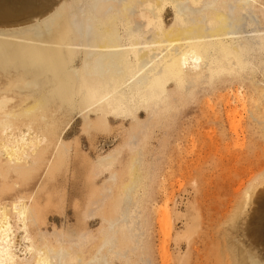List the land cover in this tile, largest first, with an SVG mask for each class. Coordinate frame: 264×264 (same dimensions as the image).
<instances>
[{
	"label": "bare ground",
	"instance_id": "1",
	"mask_svg": "<svg viewBox=\"0 0 264 264\" xmlns=\"http://www.w3.org/2000/svg\"><path fill=\"white\" fill-rule=\"evenodd\" d=\"M65 1L40 12L35 0H0V264H145L159 189L167 197L157 150L188 103L213 96L229 113L221 90L237 85L233 97L244 100L249 81L260 124L251 148L262 146L264 94L255 75L264 70V0ZM24 11L25 19L5 14ZM75 118L87 131L100 124L90 151L98 139L105 144L94 159ZM41 171L49 183L62 174L54 180L62 209L79 206L64 200L68 187H89L74 224L65 211V222H49L51 198L41 207L37 192L28 194L35 181L40 192L48 186ZM260 176L245 193L251 206L246 199L239 207L243 218L250 208L244 224L236 214L241 227H231L238 234L226 230L237 240L220 232L214 264H264Z\"/></svg>",
	"mask_w": 264,
	"mask_h": 264
},
{
	"label": "rangeland",
	"instance_id": "2",
	"mask_svg": "<svg viewBox=\"0 0 264 264\" xmlns=\"http://www.w3.org/2000/svg\"><path fill=\"white\" fill-rule=\"evenodd\" d=\"M35 1L42 4V10H40V12H47L49 4L52 3L50 2L51 0ZM53 1L54 3L61 2V0ZM65 2L62 3L65 4ZM69 3L70 1H68V3L66 2V4ZM58 6L59 5H57V7ZM54 7L53 5V9ZM61 10H59L58 13H60ZM28 13V11H24L12 12V14L9 13L10 15H8V12L5 14L8 18L23 17V19H25L31 14ZM41 15L39 14V16ZM34 17L35 16L28 18L30 19L28 21L31 22ZM62 18L63 16L59 19L61 20ZM168 19L171 18L168 17ZM49 20L47 19L46 22ZM23 24L27 25L25 23ZM29 24L25 27H28ZM15 25L16 24H14V26ZM61 25L63 26L62 23ZM6 26L10 27V25ZM6 26H4V28ZM12 26L13 25H11V27ZM262 70L258 72V75H255V83L257 82L260 84L264 94V70L263 72ZM55 82L57 83V78ZM246 84L251 83L248 81ZM246 84L245 91L247 96L244 100L242 98L236 99L233 97V94L235 95L237 92V88H235L237 85L233 87V90H231L232 92L227 88L221 90V94L226 96L224 100L227 102L230 101L228 102L229 104L227 103V106L231 104L230 107L228 106V109L231 111L229 113H224V104H222L221 99L213 102V96L210 98H199L195 102L192 101L194 103H188L180 112L179 118L171 129L167 146L157 150L161 153V160L159 162L161 164L160 173H165L164 177L167 179V197L164 193H161L163 192L161 191L162 189H159L160 191L157 196L159 195L160 208L157 214L154 215L155 220L153 219L154 222L152 221L151 229L152 236H155L151 237L149 240L151 254L149 259L145 260V264H177L180 256L184 258L183 264H214L213 257L216 251L222 249V244L220 247H217L219 245L216 242L221 234L220 232L225 233V236L228 237L229 235H226L227 231L230 232V234L234 232L231 227L238 225L240 228L244 224V219L247 218V213L250 211V208H248L247 212L246 207L249 206V204L251 206L250 196H252L246 195L245 193L249 190L253 182H257L256 180L260 175L264 177V175H262L264 173V139L263 142L261 141L263 147L261 146L260 148V146H258L256 149L251 148V145L255 144V140L260 136L257 130V126L260 124L255 123L256 110L251 100H249L250 95H248L249 91ZM56 89L57 86H55L54 92H56ZM211 104L215 107V113H213L212 108V111L209 110ZM80 120L81 119L75 118L71 126H73L72 128L74 130H77V136H79V138L81 137L83 148L87 150L88 153H92L91 158L94 159L98 156V153L102 152L101 146L105 144L104 139H98L97 144L95 142L94 145L98 149L90 151V146L93 143V141H90V134L99 129L100 127L98 126H100V124L93 121V124L89 126L87 131L84 126L80 124ZM118 124L120 123H114L112 125L113 128L118 129L120 127ZM181 138L183 141L175 142L177 139ZM244 140L245 142H243ZM258 140L260 141V139ZM152 149L155 150V145ZM107 150H109V147H106L104 152ZM83 173L84 171L81 170L82 176L84 175ZM67 175L68 179H71L72 173L69 172ZM38 176L39 178L43 177L45 180L46 183L44 186L48 184V186L43 189L44 192H40L39 188L41 184L37 187L38 181H35L27 192L28 194L37 192L36 199L40 200H38V204L41 207L46 206V202L49 199L48 197L51 198L49 199L51 204L48 205L51 206L50 211L53 212L54 215L51 213L48 215V219H50L49 222H58L57 224L59 225L65 222L61 219L63 215L62 217L60 215L65 211L70 223L74 224V210L76 209L79 211L81 206L85 208L87 205V196L90 192L89 187L88 189L86 187V191L81 190L83 189L82 183L73 184L72 187H68L66 191L68 193L65 192L66 196L65 199H63L67 203L78 202L77 204H79V206L75 208L67 204L68 207L62 209L63 206L60 204L57 194L59 190H56L58 186L54 181L59 177V179H61L62 174L58 173L54 180H50V183L42 171ZM82 178L85 177L83 176ZM49 184H51V186H49ZM48 187L49 189H47ZM54 193H56V196ZM166 199H169V202H167ZM246 199L249 201L247 202ZM244 200H246V202ZM164 202L167 203V205ZM241 203L242 205L244 203L246 206H243L246 212L240 210L241 213L242 211L244 212L245 218L242 217L243 214L242 216H240V214L238 215ZM164 205H166V207ZM236 214L240 216V220L237 218ZM235 217L239 221H237ZM241 218H243V222ZM192 220L195 221V224ZM234 220L240 224L242 222L241 226L239 223L235 225L236 223H233L235 222ZM190 223L191 226L193 225L192 227L189 225ZM91 224V227L94 225L92 227L93 229L98 227V222L96 224L92 222ZM229 225L230 228L228 227ZM238 226L235 230H238ZM231 229L232 232L229 231ZM236 233L234 232L233 234ZM178 235H180L179 240L177 238ZM234 239L237 240V235L235 237L233 235L232 239L229 238L231 241L229 242L228 240V243L233 242Z\"/></svg>",
	"mask_w": 264,
	"mask_h": 264
}]
</instances>
